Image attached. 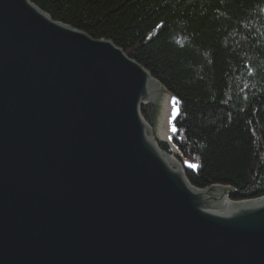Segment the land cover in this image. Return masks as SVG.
Segmentation results:
<instances>
[{"label": "water", "instance_id": "water-1", "mask_svg": "<svg viewBox=\"0 0 264 264\" xmlns=\"http://www.w3.org/2000/svg\"><path fill=\"white\" fill-rule=\"evenodd\" d=\"M109 39L0 0V264H264V196L192 186L175 105Z\"/></svg>", "mask_w": 264, "mask_h": 264}, {"label": "trees", "instance_id": "trees-1", "mask_svg": "<svg viewBox=\"0 0 264 264\" xmlns=\"http://www.w3.org/2000/svg\"><path fill=\"white\" fill-rule=\"evenodd\" d=\"M31 1L109 39L174 96L170 141L156 143L192 186L264 196V0Z\"/></svg>", "mask_w": 264, "mask_h": 264}, {"label": "rangeland", "instance_id": "rangeland-1", "mask_svg": "<svg viewBox=\"0 0 264 264\" xmlns=\"http://www.w3.org/2000/svg\"><path fill=\"white\" fill-rule=\"evenodd\" d=\"M175 100H174V96L171 98V100H170V104L171 105H175ZM170 113H171V116H168V119H169V121H171L172 122V119H173V117H174V115H175V113H176V106H173V108H171V110H170ZM151 124V127H152V130H153V136H154V140H156V138L158 139V140H160L157 136H156V133H155V130H154V127H153V124L152 123H150ZM170 126H171V128H173V126H172V124H170ZM169 135H170V133H167V138L169 139ZM161 141V140H160ZM163 142V141H162ZM172 155V154H171ZM173 156V155H172ZM174 157V156H173Z\"/></svg>", "mask_w": 264, "mask_h": 264}, {"label": "snow or ice", "instance_id": "snow-or-ice-1", "mask_svg": "<svg viewBox=\"0 0 264 264\" xmlns=\"http://www.w3.org/2000/svg\"><path fill=\"white\" fill-rule=\"evenodd\" d=\"M193 166H195V165H193Z\"/></svg>", "mask_w": 264, "mask_h": 264}]
</instances>
